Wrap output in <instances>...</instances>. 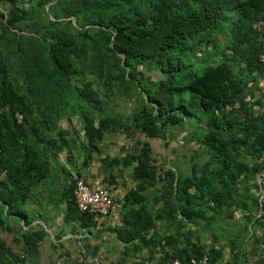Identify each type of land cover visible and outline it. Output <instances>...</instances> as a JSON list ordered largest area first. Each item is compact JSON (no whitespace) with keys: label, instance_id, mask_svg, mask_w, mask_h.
Here are the masks:
<instances>
[{"label":"trees","instance_id":"obj_1","mask_svg":"<svg viewBox=\"0 0 264 264\" xmlns=\"http://www.w3.org/2000/svg\"><path fill=\"white\" fill-rule=\"evenodd\" d=\"M8 1L12 4L8 16L0 21V209L4 206L10 214L13 204L25 197L24 175L36 164H47V150L56 145L50 134L60 119L76 112L82 120L86 153L81 167L90 163V152L104 133L120 126L114 118L100 115L89 94L92 82L108 97L130 98L136 91L142 95L132 112L131 127L149 140L161 137L165 126L182 119L203 123L201 143L209 156L204 170L195 177L191 169L190 177L176 179L184 220H203L198 207L204 200L235 207L240 171L235 158L264 155V108L259 101L260 109L255 111L254 103L245 100L258 91L264 0H55L48 14L41 16L33 8L17 7L16 0ZM225 30L226 44L218 61L196 75L181 55H192L193 47L213 41ZM3 47L8 49L6 57ZM143 73L156 77L144 84ZM78 82L84 86L76 91L73 84ZM15 114L21 116L19 122ZM112 164H133L136 182L119 202L128 208L123 227L115 231L117 239L154 246L155 241L143 233L156 218L146 211L141 193L157 179H171L172 172L158 174L147 142L137 153ZM213 164L216 168L208 170ZM71 189L72 182L65 219H79L84 228L93 226L95 216L77 213ZM39 240L33 234L23 237L27 247ZM202 255L209 262L210 255L197 249L179 260Z\"/></svg>","mask_w":264,"mask_h":264},{"label":"crops","instance_id":"obj_2","mask_svg":"<svg viewBox=\"0 0 264 264\" xmlns=\"http://www.w3.org/2000/svg\"><path fill=\"white\" fill-rule=\"evenodd\" d=\"M245 100L254 103L253 110L259 109L258 91H252ZM55 160V164H36L24 175L25 197L13 204L10 214L6 207L0 209V264H19L23 259L29 264H168L171 258L189 257L195 249L210 255L207 264H264V215L256 219L254 208V179L264 168V155L255 159L239 157V199L235 207L208 202L209 207L218 208L211 211L203 206V220L198 222L183 219L177 225L165 226L155 220L143 233L146 239L155 241L154 246L140 245L136 240L123 243L116 237L115 231L123 227V213L128 208L119 202L136 186L130 177L110 174L104 181L95 166L69 170L62 155ZM258 167L253 175L247 174ZM75 177L90 187L106 188L118 208L107 217H95L89 228H84L79 219H65L66 195ZM144 197L143 203H147ZM149 206L148 203L145 209L150 213ZM164 212L160 210L158 216L163 217ZM29 234L40 238L34 247L23 242Z\"/></svg>","mask_w":264,"mask_h":264},{"label":"rangeland","instance_id":"obj_3","mask_svg":"<svg viewBox=\"0 0 264 264\" xmlns=\"http://www.w3.org/2000/svg\"><path fill=\"white\" fill-rule=\"evenodd\" d=\"M54 2L55 0H16L15 5L24 10L33 8L37 15L41 16V13L48 14L49 6ZM11 5L8 0H0V21H4L8 16ZM47 19L52 21L50 15L47 16ZM227 34L226 31L224 34L217 35L213 41L193 47L191 49L192 55L186 52L181 55L182 60L186 64H191L193 72L199 75L205 66L214 65L218 61L220 52L226 44ZM1 51L6 57L8 49L3 47ZM7 63L13 71L10 61ZM155 77L156 75L152 73L142 74L144 84H149ZM73 86L76 87L77 91L83 88L84 83L78 82ZM88 89L89 94L94 96L95 102L100 107V115L114 118L120 123V126H112L104 133L102 140L96 143L95 150L90 152L92 159L86 167L95 166V171L103 176L104 181L109 178L110 174L111 176L115 174L122 178L129 179L130 177V180L134 182L132 180L133 164L125 167L119 164L113 165L112 162L113 160L121 161L137 153L140 144L147 142L152 149V158L158 174L162 177L163 173L169 170L172 172L173 177L171 179L168 176L157 179L152 187L144 189L141 194L146 196L147 203L145 205L149 203L152 216H158L160 210H165L163 217H155L157 221H161L160 223L164 222L165 226L182 223L183 218L180 216L181 204L177 200L178 188L176 183L178 181L176 179L190 177L191 169H193L195 177H198L201 171L204 170V164L209 156L201 143L205 133L203 123H196L193 119H182L175 126H165L161 137L149 140L145 138L142 132L131 127L132 112L140 106L142 95H139L136 91L133 92L130 98L108 97L104 94L102 88L93 82L88 85ZM250 95L251 93L248 94V96ZM69 116L68 119H60L56 131L54 130L50 134V138L54 139L56 145L51 150H47L49 158L46 157L48 160L44 161L55 164V158L60 154L63 156V161L69 170H71L70 167L84 169L85 167H81V161L86 153L82 147L84 145L83 123L76 112ZM30 144L37 146L33 140L30 141ZM41 147V145H38V148ZM52 154L53 159L50 157ZM235 160L239 162V156ZM215 168L216 166L213 164L208 167V170ZM134 184L136 185V182ZM235 190V195L239 196V177L236 180ZM201 204L206 206L204 210L215 211L218 208L215 205L209 207L207 200L201 201ZM203 206L198 207V209L202 210ZM227 207H233V204ZM171 214H174L173 218ZM178 215L180 218H178ZM212 217H215V215H212ZM214 222L213 219L212 223Z\"/></svg>","mask_w":264,"mask_h":264},{"label":"built area","instance_id":"obj_4","mask_svg":"<svg viewBox=\"0 0 264 264\" xmlns=\"http://www.w3.org/2000/svg\"><path fill=\"white\" fill-rule=\"evenodd\" d=\"M260 77L258 80L259 101L264 108V43L259 54ZM17 122L21 116L15 114ZM1 154V146H0ZM71 200L79 214H90L95 217H107L113 210L118 208V204L111 198L109 191L101 186H88L81 178H74L72 181ZM254 208L255 218L261 219L264 215V168L259 170L254 179ZM206 255L200 258H189L186 261L170 260L168 264H207ZM19 264H29L23 259Z\"/></svg>","mask_w":264,"mask_h":264}]
</instances>
